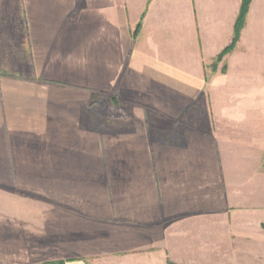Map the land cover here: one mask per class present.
<instances>
[{"label": "crops", "instance_id": "1", "mask_svg": "<svg viewBox=\"0 0 264 264\" xmlns=\"http://www.w3.org/2000/svg\"><path fill=\"white\" fill-rule=\"evenodd\" d=\"M241 1L0 18V264H236L264 242V0L215 62Z\"/></svg>", "mask_w": 264, "mask_h": 264}, {"label": "rangeland", "instance_id": "2", "mask_svg": "<svg viewBox=\"0 0 264 264\" xmlns=\"http://www.w3.org/2000/svg\"><path fill=\"white\" fill-rule=\"evenodd\" d=\"M18 1L19 0H0V4L7 5L5 11L3 10V8L2 10H0V18H2L5 21H9L10 24L13 22V20H17L18 10L15 8L18 7ZM263 49L261 52H254L257 60L264 58ZM5 55L10 57V59L12 58V56L14 57L16 56V58H18L17 56L20 55V51L18 49L11 48V51H9L8 54L6 53ZM262 63H264V60L262 61ZM263 82H264V77H263ZM97 97H99V94H97ZM252 246H253L252 251L236 252L237 255L235 261L236 264H264V242H262V244H253Z\"/></svg>", "mask_w": 264, "mask_h": 264}, {"label": "trees", "instance_id": "3", "mask_svg": "<svg viewBox=\"0 0 264 264\" xmlns=\"http://www.w3.org/2000/svg\"><path fill=\"white\" fill-rule=\"evenodd\" d=\"M250 3H251V0H242L241 1L239 13H238V16H237V19L235 22V26H234V33H233L231 43L217 56L216 61H215L216 63L220 62L225 55L230 53L234 49L236 43L238 42L239 37H240V33H241V31L245 25V20H246V16H247V13L249 10ZM135 35H136V32L133 36H135ZM224 70L225 69H223V71ZM262 228L264 229V224L262 225Z\"/></svg>", "mask_w": 264, "mask_h": 264}]
</instances>
